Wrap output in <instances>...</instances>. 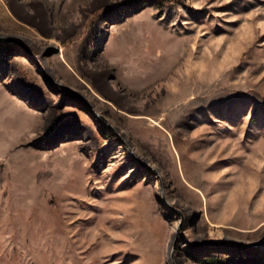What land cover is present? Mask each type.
Returning a JSON list of instances; mask_svg holds the SVG:
<instances>
[{
    "label": "rangeland",
    "instance_id": "1",
    "mask_svg": "<svg viewBox=\"0 0 264 264\" xmlns=\"http://www.w3.org/2000/svg\"><path fill=\"white\" fill-rule=\"evenodd\" d=\"M0 264H264V0H0Z\"/></svg>",
    "mask_w": 264,
    "mask_h": 264
},
{
    "label": "bare ground",
    "instance_id": "2",
    "mask_svg": "<svg viewBox=\"0 0 264 264\" xmlns=\"http://www.w3.org/2000/svg\"><path fill=\"white\" fill-rule=\"evenodd\" d=\"M102 236V235H101ZM104 236V235H103Z\"/></svg>",
    "mask_w": 264,
    "mask_h": 264
}]
</instances>
